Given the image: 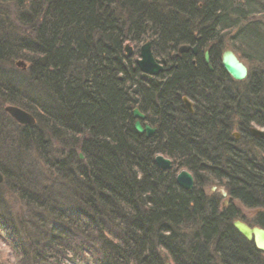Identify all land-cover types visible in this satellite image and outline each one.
<instances>
[{
    "label": "trees",
    "instance_id": "1",
    "mask_svg": "<svg viewBox=\"0 0 264 264\" xmlns=\"http://www.w3.org/2000/svg\"><path fill=\"white\" fill-rule=\"evenodd\" d=\"M225 39L256 63L244 81L221 65ZM147 40L169 62L150 78L136 63ZM184 44L197 55L171 59ZM134 107L152 137L134 129ZM253 126L264 128V0H0V264H264L233 226L246 221L237 201L264 228Z\"/></svg>",
    "mask_w": 264,
    "mask_h": 264
},
{
    "label": "water",
    "instance_id": "2",
    "mask_svg": "<svg viewBox=\"0 0 264 264\" xmlns=\"http://www.w3.org/2000/svg\"><path fill=\"white\" fill-rule=\"evenodd\" d=\"M126 55L128 57L132 56L133 47L126 45L125 46ZM191 51L193 54H197L198 46L191 47L189 45H184L179 48V53H185ZM179 53H176L174 56H177ZM140 55L141 59H138L137 64L140 68L141 72L143 73L144 77H155L160 75L165 70V61H160L157 59L152 52L151 49V42L148 41L141 45L140 47ZM205 61L209 64V52L208 50L205 52L204 55ZM162 63H160V62ZM16 66L26 69L27 65L23 60H19L16 62ZM210 70L213 68L209 65ZM222 66L224 70L236 81H244L248 74L249 70L248 67L241 61L238 57L236 52L233 49H226L222 56ZM184 104L187 106L190 112H193L192 102L187 98H183ZM5 112H7L15 121L20 124H34L35 117L29 111L14 105L10 104L7 105L5 108ZM133 116L137 118L136 122L134 123V128L140 132L145 133L147 137H152L155 132L157 131V127H151L148 124L142 125L141 121L145 119V114L139 111L136 108L133 111ZM251 134L254 137L264 138V130L252 127ZM238 135L236 138L238 139ZM156 164L163 170L171 169L172 168V161L169 158L159 154L155 158ZM4 177L0 172V183L3 181ZM177 184L181 186L185 190H191L194 187V178L190 171L184 169L180 171L176 177ZM234 227L237 229L239 233H241L247 240L253 241L256 248L264 251V228L260 226H251L242 220H236L233 223ZM167 264H170L169 262Z\"/></svg>",
    "mask_w": 264,
    "mask_h": 264
},
{
    "label": "bare ground",
    "instance_id": "3",
    "mask_svg": "<svg viewBox=\"0 0 264 264\" xmlns=\"http://www.w3.org/2000/svg\"><path fill=\"white\" fill-rule=\"evenodd\" d=\"M148 41H150V40H147V41H145V42H143V44L144 43H146V42H148ZM151 42V41H150ZM142 44V45H143ZM126 45H129V46H131L132 47V45L130 44V43H127ZM125 45V46H126ZM184 45H189V46H191V47H194V46H197V44H195V45H190V44H184ZM184 45H182V46H184ZM181 47V46H180ZM179 47V48H180ZM228 48H230V49H232V47H231V40H228V39H225V41H224V43H223V46H222V48H220V51H221V55H220V60H221V65H222V56H223V53H224V51L226 50V49H228ZM151 49H152V45H151ZM135 51V50H134ZM134 51L132 52V55H133V53H134ZM152 52H153V50H152ZM209 52V51H208ZM176 53H179V49H178V52H176ZM176 53H173V55H172V58L171 59H175L178 55H180V54H182V53H179L177 56H174ZM153 55H154V53H153ZM193 55H197V54H193ZM205 55V54H204ZM155 56V55H154ZM157 59H159L160 61H165V70L164 71H166L167 69H169V62H168V59H165V58H158V57H156ZM138 59H141V55H140V48H139V55L137 56V58H136V63H137V61H138ZM204 60H205V58H204ZM250 60V59H249ZM159 61V62H160ZM206 62V61H205ZM250 62L251 63H253V61H251L250 60ZM160 63H162V62H160ZM207 64V63H206ZM254 64V63H253ZM138 65V64H137ZM207 65H211V62H210V55H209V64H207ZM255 65V64H254ZM27 67V66H26ZM210 67V66H209ZM212 67V66H211ZM223 67V66H222ZM224 69V68H223ZM249 70V69H248ZM229 75V74H228ZM249 75V74H248ZM230 76V75H229ZM231 77V76H230ZM248 77V76H247ZM232 78V77H231ZM233 79V78H232ZM247 79V78H246ZM245 79V80H246ZM234 80V79H233ZM236 81V80H235ZM193 104V103H192ZM1 107H3V108H5L7 105H10V104H8V103H1ZM136 108H138V107H134L133 109H132V115H133V111L136 109ZM139 109V108H138ZM5 110V109H4ZM139 111H140V109H139ZM143 113V112H142ZM144 114V113H143ZM34 116V115H33ZM145 119L144 120H142L141 121V123H142V125L144 126L145 124H148V125H150L151 127H157V126H154V125H152L150 122H148V120H147V115L145 114ZM35 117V116H34ZM133 118H134V123L136 122V120H137V118H135L134 116H133ZM17 122V121H16ZM18 123V122H17ZM35 123H36V118H35ZM34 123V124H35ZM18 124H20V123H18ZM21 125H32V124H21ZM135 129V128H134ZM136 130V129H135ZM137 131V130H136ZM138 132V131H137ZM138 133H140V132H138ZM234 133V136H236V135H238L239 137H238V139L240 138V135H239V133L237 132V131H234L233 132ZM250 133H251V130H250ZM140 134H145V133H140ZM145 136H146V134H145ZM147 137V136H146ZM147 138H150V137H147ZM237 139V138H236ZM161 155H163V154H161ZM80 156L82 157V154H80ZM163 156H165V155H163ZM166 157V156H165ZM166 158H168V157H166ZM170 159V158H169ZM171 160V159H170ZM172 161V160H171ZM168 170V169H167ZM182 170H184V169H182ZM182 170H180V171H182ZM179 171V172H180ZM178 172V173H179ZM178 173H177V175H178ZM177 175H176V177H177ZM177 182V181H176ZM215 186L217 187V186H219L218 184H215ZM214 189H215V187H213ZM223 188V190L221 191L222 192V196H223V202H224V204H227L230 200H231V197L229 196V194H228V192L226 191V189L224 188V187H222ZM236 202V201H235ZM236 220H242V219H236ZM235 220V221H236ZM234 221V222H235ZM243 222H245L246 223V221H244V220H242ZM233 222V223H234ZM234 226V225H233ZM236 229V228H235ZM237 230V229H236ZM241 234V233H240ZM242 235V234H241Z\"/></svg>",
    "mask_w": 264,
    "mask_h": 264
},
{
    "label": "rangeland",
    "instance_id": "4",
    "mask_svg": "<svg viewBox=\"0 0 264 264\" xmlns=\"http://www.w3.org/2000/svg\"><path fill=\"white\" fill-rule=\"evenodd\" d=\"M143 44V42L142 43H140L139 44V48L141 47V45ZM236 54L238 55V57L241 59V61L248 67V69L249 70H252L253 68H255L256 66L254 65V64H256V63H251L250 62V60L248 59V58H246V57H244L243 55H241V53H237L236 52ZM19 61V60H18ZM253 127H256V128H259V129H262V130H264V128H261V127H258V126H253ZM213 187H215V189L213 188ZM207 190H208V192H210L211 194L212 193H220L222 190H223V188H222V186H215V185H211V186H208L207 187ZM236 203V206L240 209V211L242 212V214L244 215V216H246L245 218H246V223L247 224H250L251 222H250V218L252 217V215H253V212H254V210H250V209H246L245 207H243L239 202H235ZM7 248L3 245V243L1 242V240H0V252H2L3 254H6L7 253Z\"/></svg>",
    "mask_w": 264,
    "mask_h": 264
},
{
    "label": "flooded vegetation",
    "instance_id": "5",
    "mask_svg": "<svg viewBox=\"0 0 264 264\" xmlns=\"http://www.w3.org/2000/svg\"><path fill=\"white\" fill-rule=\"evenodd\" d=\"M186 106V105H185ZM187 107V106H186ZM192 108H193V105H192ZM188 109V108H187ZM189 110V109H188Z\"/></svg>",
    "mask_w": 264,
    "mask_h": 264
}]
</instances>
